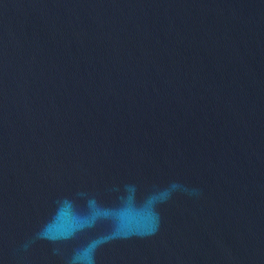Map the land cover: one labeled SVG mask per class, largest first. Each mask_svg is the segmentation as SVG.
Segmentation results:
<instances>
[{
  "label": "water",
  "instance_id": "95a60500",
  "mask_svg": "<svg viewBox=\"0 0 264 264\" xmlns=\"http://www.w3.org/2000/svg\"><path fill=\"white\" fill-rule=\"evenodd\" d=\"M0 264H264V0H0Z\"/></svg>",
  "mask_w": 264,
  "mask_h": 264
}]
</instances>
